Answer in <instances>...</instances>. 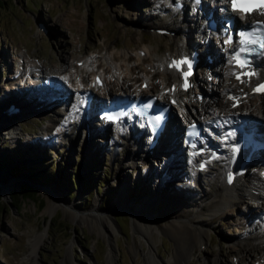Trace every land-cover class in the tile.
<instances>
[{
  "label": "rangeland",
  "instance_id": "374dc122",
  "mask_svg": "<svg viewBox=\"0 0 264 264\" xmlns=\"http://www.w3.org/2000/svg\"><path fill=\"white\" fill-rule=\"evenodd\" d=\"M152 1L0 0V177L5 176L18 185L12 188L10 196H3L0 191V264H30V253L38 235L43 236L37 250L40 264H62L70 247L73 264H105L108 239L99 235L97 229L71 219L63 209L49 207L48 199L54 192L61 201L67 202V207L75 204L79 212L89 214L92 207L109 211L119 201L121 192L133 208L139 210L146 201H156L160 189L162 193L158 202L151 206L152 215L159 218V223L174 220L166 212V201L181 200L187 209L197 210L201 198L202 201H207L209 196L211 198L213 188L207 174L199 175L201 182L194 186L190 183V170L182 167L171 178L167 177L164 180L166 187L161 188L163 185L157 184L160 169L155 168L154 162L146 177L143 163L135 158L132 162L125 160L131 146L133 150L131 138L86 137L78 121L63 120L58 104L45 109L37 106L13 117L4 116L11 104L7 100L12 89H23L22 84L29 87L27 82L16 85L17 74L23 75L24 66L30 69L36 63L42 73L55 78L53 83L63 88L70 85L73 91L71 84L53 74L61 69L66 72L70 67L76 70V60L95 55L103 49L121 68L120 82L114 78L108 80L109 93L119 94L123 79L130 83V91L124 90L125 93H133L134 85L139 84L138 74L134 76L137 82L132 81L121 54L144 53L146 46H158L157 52L160 53L166 43L163 37L169 36L159 37L152 32H156V17H161L154 11ZM193 26L189 24L190 30ZM192 39L194 41L196 37L192 36ZM98 63L99 70H106L102 62ZM140 68L146 71L145 65ZM196 75L216 88L218 79L215 75L216 82L212 75H209L211 81L204 74ZM88 78L91 82L93 76ZM204 101L207 102L206 97ZM260 102L259 97H250L235 110L246 106L248 112L260 117L262 122ZM193 104L198 106L194 100ZM14 106L20 108L19 105ZM32 139H38L37 143L30 142ZM209 171L214 174V169ZM182 184L189 186L190 192L184 194L179 191L174 195L173 191ZM23 191L32 192L33 198L22 197ZM259 201L258 204L264 207V200ZM256 210L257 204L246 198L200 216L207 226L206 236L203 237L204 244L192 249L188 264H232L233 257L235 264H254L263 252L260 256L254 254L246 258L242 246H253L263 226ZM110 217L116 226L112 234V245L118 253L115 264H143L146 244L140 235L133 233L131 214L114 208ZM244 224L251 225L252 229L245 230ZM243 231L248 233V238L241 241L239 236ZM133 241L138 251L136 255L130 251ZM154 244L159 260L164 263L170 258L174 243L167 236L156 235ZM260 246L263 245L255 247L257 252ZM169 264L174 263L170 261Z\"/></svg>",
  "mask_w": 264,
  "mask_h": 264
},
{
  "label": "bare ground",
  "instance_id": "6f19581e",
  "mask_svg": "<svg viewBox=\"0 0 264 264\" xmlns=\"http://www.w3.org/2000/svg\"><path fill=\"white\" fill-rule=\"evenodd\" d=\"M175 1L179 0H153L152 5L154 8V11H157L160 17H156L157 22L155 23V31L158 30V26H160V29L165 27V29H168L169 36L163 39L166 41V43L163 45L161 52L158 53V46H146L145 52H136L134 54H127L126 52H123L121 56L123 57V61L127 65L128 71H130L132 75V81L138 83L135 86L134 89V95H140V94H151V95H160L164 92V89L168 88L169 84H175L178 83V75L169 67V63L171 59L177 58L181 55H183L185 52L190 50L193 47H196L198 50L201 51L202 55H211V57L214 59V62L212 64L206 63L203 66V70L206 71L207 75H215L218 79L216 88L213 89L211 86L207 85L206 83L202 82V77L194 76L193 79V92L197 93L198 91L203 92L207 99V102H202L198 107L194 106L192 98L189 97V94L186 93V96H184L183 93H180L176 89L173 91L168 90V92L165 94V98H174L178 102L184 103L186 105L187 109L185 110V113L188 117L191 119H197L200 122L210 124L213 132L215 134H220L218 138L223 136V133L221 134L222 130L225 127L230 126L232 123L239 124L243 123L242 126L244 127V124H248L251 127H257L256 132L260 133V138L264 140V121H260V117H254L248 112L246 106L242 109L238 110H232L231 109V99L234 97H238V101L242 102L246 101L250 97H259L261 102V115L264 117V94L257 96V95H251L249 97V94H247L246 87L249 86V84L252 82H245L242 81L239 83V86L237 82L233 81L231 79V75L233 73V69L229 67V63L227 60L220 55V52H226L228 47L225 46L222 41L217 40L215 44L211 45L208 44L205 41L206 34L203 32L200 24H196L195 18L198 17L197 13H191V19H185L183 16L179 17L178 11H176L173 6V3ZM186 2L187 0H183ZM191 4L188 2L187 5ZM190 6V5H189ZM192 7L194 5L192 4ZM191 11V9H190ZM239 19H243L241 16L237 15ZM151 18V17H150ZM149 18V19H150ZM193 18V19H192ZM264 20V17H261ZM248 17H245V20H247ZM244 20V19H243ZM148 23H151L150 20H147ZM194 24L193 30H190L189 24ZM181 24V25H180ZM183 24V26H182ZM147 25V24H146ZM150 29V28H149ZM170 31L172 33H170ZM175 32L174 36L172 35ZM179 36V37H178ZM192 36H196L200 38L198 40V43H195L192 39ZM160 37V36H159ZM192 42H191V41ZM98 53V54H97ZM95 55L92 56H83L82 59L76 60V62L80 61V66H75L76 70L73 69V67H70V70L61 69L55 72L53 76L55 77H61L62 79H65L67 83L71 84L73 87V93L71 94L70 91L66 90L65 88L58 87V84L51 83L53 79H51V76L49 74L42 73L40 70V67L35 63V65L32 66V74L30 75V80L27 78L28 73L26 72L27 66H24V73L23 75L19 74L20 77H24L28 80V85L32 83V85L37 84V87L24 89L18 96H13V98H8L7 102L13 103L14 105H19L22 111H28V109L31 111V109H34L38 105H42L44 109L46 107H49L52 103L56 104H64L65 105V117L67 120H79L82 118L83 125L85 126L86 123L89 125V131L84 130L86 133V137H92V135H99L102 137V139H111V137H120L124 138L126 140L130 139L133 140V150L132 146L129 149V155L127 154V158L125 159L128 162H132L135 158V160L140 161L143 163L142 165L146 166L145 174L146 177L148 176V172L150 171L151 165L153 166V162L155 165V168L158 170L160 169L158 174V183H161L163 187L165 181L167 180V177L171 178L172 175H174V172L176 170L182 169L181 165L183 163V158L179 152L178 145L176 144V131L177 128H174L173 125H170L171 129V137L168 138L166 136H162L159 139V144L156 149H153L152 151H149L147 148V141L149 139V135L146 131L142 129H134V128H128V130L125 132L124 128H127V121L123 122L119 128L117 125L110 126L112 127L111 130L106 129L105 127L99 126L96 123L90 122V117H83V108L80 105V99H77L78 105H76L71 100L69 95H71L73 98H76V93L80 90L84 91L86 89L91 90L92 92H98L102 95L108 96L109 95V87H108V80H112V78L116 79V82H120L121 80V73H120V66L118 64H115L113 62V59L108 56V54L105 52V50H100ZM35 62V61H34ZM98 62H102L106 66V70L104 69H98ZM29 63H33L32 61H29ZM263 62L258 61L256 63L257 67L259 69H263ZM118 65V66H117ZM141 65L146 66V71L141 70ZM30 67V66H29ZM138 68V69H137ZM258 69V70H259ZM142 71V72H141ZM99 73L102 78V86L100 88L96 87L94 84L88 83V77L89 75L95 76L94 73ZM135 74H138L137 79L134 77ZM51 75V74H50ZM260 74L256 75V79L260 78ZM198 78V79H196ZM30 81V82H29ZM134 82V83H135ZM26 84V83H25ZM90 84L91 86H89ZM122 84V92L123 90H129L130 83L126 80L121 81ZM168 85V86H167ZM141 88H144L142 91ZM130 91V90H129ZM228 91H232L228 93ZM195 93H193L194 96V102L198 105V101L195 100ZM94 94V93H93ZM97 94V93H96ZM232 94L231 97L228 95ZM245 94V98L241 99L240 95ZM68 96V99L62 100V101H55L51 102V99L54 97L59 96ZM111 95V94H110ZM131 96V97H133ZM26 97V98H25ZM192 97V95H191ZM99 99V98H98ZM97 96L95 98V103L98 102ZM51 103H50V102ZM37 103V104H33ZM18 107V106H17ZM28 107V108H27ZM20 112V113H21ZM24 114V113H23ZM28 114V113H27ZM18 114H12L10 117L17 116ZM5 116V115H4ZM6 117V116H5ZM262 117V118H263ZM87 120V122H86ZM7 121V120H5ZM245 121V122H243ZM70 122V121H69ZM73 123V122H72ZM77 125V124H76ZM94 125L99 126L97 129H95ZM235 132L231 133V136ZM92 134V135H91ZM230 137V136H229ZM38 139H32L30 142H33V144L37 143ZM112 140V139H111ZM130 140V141H131ZM202 143L209 147L210 144L207 141L206 138H202ZM29 144V143H28ZM132 144V143H131ZM224 145V144H222ZM223 151V153H222ZM220 155V158H218L217 165L219 167L218 171L214 170V174H212L211 171L208 169H205L203 174H207L208 177H211V185H212V191L213 194L211 195V198H206V200L202 201L201 198V204L198 205L197 210H189L187 209L183 202L181 200H173V201H166V212L169 213L174 220H171L170 222H164L159 223L158 217H155L152 215V204L155 202H158V198L161 196L162 191H160L157 194L156 201L153 202L150 200L145 202V205L141 206L142 208L137 210L133 208V206L127 201V198L124 197L123 192H121L119 196V201L115 204L114 207H112L109 211L104 212L101 211L95 207H92L89 211V214L79 212L77 209V206L74 204L70 207H67L65 204L66 201H61L59 195H57L55 192L51 193V198L48 199V206L52 207L54 209L61 208L64 210L65 214L68 215L71 219L77 221L78 223H81L83 225H86L90 228L97 229V233L99 235L105 236L108 241V249L106 253V261L105 264H115L118 259V253L116 249L113 247L112 242V234H114L116 230V226L112 218L110 217L111 211L114 208H120L121 210H126L131 214V224L134 234L140 235L144 240L146 244V250H144L143 256L144 257V263L143 264H169L170 261L174 264H188L189 260L191 259V251L194 247H199L200 244H204V235L205 230L207 228L206 224L200 219V216L212 213L215 211L216 208L228 204L230 202H234V200L240 201L242 199H249L254 201L257 204V210L256 215L260 217V221L262 222V228L259 230L260 233H256V239L253 241V246L244 244L243 252L246 253V258L253 257L254 254L259 255L260 252H263L261 256L257 259V261L254 262V264H264V207L260 206L261 199L264 200V171L262 170H252L253 163L252 159L250 162V165L245 168V175L242 177H238L236 180H234V183L230 187H227L223 181V175L227 171L228 167V158L229 154H225L226 150L222 149ZM126 157V156H125ZM30 159V156H29ZM144 159V160H141ZM181 160V161H180ZM125 161V162H126ZM149 161V163H148ZM122 162V161H121ZM163 162V164H162ZM238 163V157L236 158L233 167ZM160 164H162L160 166ZM196 166L197 164L193 165L190 170V183H192L194 186H199L200 180L198 178V174L196 173ZM150 168V169H149ZM149 169V171H148ZM211 169V168H210ZM165 174L164 178H161V175ZM202 174V175H203ZM150 175V174H149ZM174 177V176H173ZM5 176L0 177V191L3 194V196H10V192L12 188L16 185V182H12L11 180L6 178L5 182ZM165 180V181H164ZM160 184V185H161ZM18 186V185H16ZM124 188L121 189L123 191ZM191 188L189 186L182 184L179 187H177V190H174V195L179 194V191L182 193L190 192ZM160 193V194H159ZM49 195V194H47ZM172 195V190H171ZM210 199V200H209ZM63 206H60L62 205ZM205 204V205H204ZM112 216V215H111ZM243 228L245 230L252 229L251 225L244 224ZM156 235H163L169 237L172 242L174 243L173 250L170 254V258L166 260L164 263L163 261L159 260L157 253H156V246L154 244V236ZM248 233L243 231L239 239L246 240ZM42 235H38L35 239V242L32 246V250L30 253V264H40L37 255H38V249L40 247V243L42 242ZM256 244V245H255ZM258 245L260 246L258 252L256 251L255 247ZM130 251L133 253V255L138 254V251L135 247V242L133 241V245L130 247ZM255 251L257 253H255ZM243 254V253H241ZM235 258L233 257L232 264H235ZM191 261V260H190ZM209 263V262H208ZM211 263V262H210ZM62 264H73V257H72V250L71 247L68 249V252L62 259ZM228 264V263H227Z\"/></svg>",
  "mask_w": 264,
  "mask_h": 264
},
{
  "label": "snow or ice",
  "instance_id": "6c2138e0",
  "mask_svg": "<svg viewBox=\"0 0 264 264\" xmlns=\"http://www.w3.org/2000/svg\"><path fill=\"white\" fill-rule=\"evenodd\" d=\"M259 3L260 6L264 7V0H232L233 4V10H240L244 11L246 14L248 11H251L250 8H245L243 5H250V4H256ZM240 35H244V33H240ZM187 63L186 61H180V62H173L171 65L172 67H175L178 71L181 70L180 65ZM241 66H244L243 62H241ZM237 79H240V77H237ZM257 91H264V85L256 89ZM159 120V117L156 118ZM231 179V178H230Z\"/></svg>",
  "mask_w": 264,
  "mask_h": 264
},
{
  "label": "trees",
  "instance_id": "16d2710c",
  "mask_svg": "<svg viewBox=\"0 0 264 264\" xmlns=\"http://www.w3.org/2000/svg\"><path fill=\"white\" fill-rule=\"evenodd\" d=\"M30 167L28 168V171H30ZM32 192H28V191H23V193H22V197H24V198H29V199H32L33 198V194H31Z\"/></svg>",
  "mask_w": 264,
  "mask_h": 264
}]
</instances>
